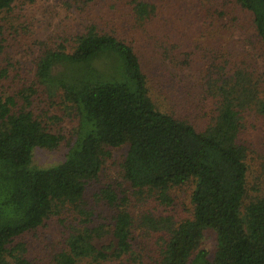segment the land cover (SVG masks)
<instances>
[{
  "label": "trees",
  "instance_id": "1",
  "mask_svg": "<svg viewBox=\"0 0 264 264\" xmlns=\"http://www.w3.org/2000/svg\"><path fill=\"white\" fill-rule=\"evenodd\" d=\"M18 1L0 0V39ZM64 2L77 30L39 57L34 85L6 95L0 67V264H264V174L251 194L245 136L264 120V0ZM39 89L76 128L35 113ZM63 146V164L31 167L35 148ZM114 149L122 182L94 188ZM126 184L152 207L134 215Z\"/></svg>",
  "mask_w": 264,
  "mask_h": 264
},
{
  "label": "rangeland",
  "instance_id": "2",
  "mask_svg": "<svg viewBox=\"0 0 264 264\" xmlns=\"http://www.w3.org/2000/svg\"><path fill=\"white\" fill-rule=\"evenodd\" d=\"M9 20H11L9 24L11 28L8 26L10 28L8 29L6 26L4 36L0 39L5 40L4 50L0 53V67L8 70L2 90L6 92V95H15L19 90L32 87L36 82L35 70L39 57L46 50L67 46V35L75 33L77 28L74 27L73 16L67 11V4L64 0H19L17 6L11 11ZM249 33L248 28L237 32L236 40L242 39L245 34L246 38ZM234 44L239 45L240 43ZM150 76L152 77V94L154 93L153 96L160 100L162 89L167 90L169 83L156 73ZM38 94L32 99L36 114H41L45 122H50L49 118L45 116L46 114L49 117L59 116V119L50 122L56 130L67 133V131L76 128L77 120L74 119L71 110L59 106L60 101L55 104L48 101L44 96L43 89L41 91L39 89ZM246 125L245 136L250 144V162L253 165L249 188L251 194H255L258 189L256 184L260 185V181L256 180V177L261 173L264 174V120L261 117L259 119L248 117ZM67 153L68 149L64 146L55 151L37 147L33 150L31 167L41 170L55 168L66 161ZM123 156L124 149L110 150V156L106 158L99 179L93 182L94 188L109 182H122L119 174ZM261 184H264V180ZM125 188L130 199V210L134 215L143 209L152 207L150 204L146 205L148 202L146 197L140 198L135 195L133 189L128 188L127 184ZM190 192L191 188L186 186L177 188L173 193L178 212L184 213L186 207H190ZM48 224H52V222L49 221ZM53 230L55 229L51 226L45 232H50L49 235H51ZM33 235L31 234L30 237ZM47 238L50 239V237ZM203 247L209 252V257L213 259L216 250V234L213 231L206 232Z\"/></svg>",
  "mask_w": 264,
  "mask_h": 264
}]
</instances>
